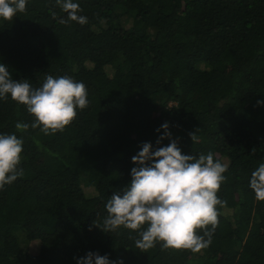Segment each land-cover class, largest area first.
<instances>
[{"label":"trees","instance_id":"16d2710c","mask_svg":"<svg viewBox=\"0 0 264 264\" xmlns=\"http://www.w3.org/2000/svg\"><path fill=\"white\" fill-rule=\"evenodd\" d=\"M73 2L86 24H61L56 0H27L0 20V64L13 80L38 88L69 76L88 93V107L50 135L0 99V134L23 141V175L0 189V264H77L89 252L112 264H264V201L249 187L264 163V0ZM165 123L182 154L211 152L227 168L217 193L226 203L200 252L159 243L141 252L136 231L103 232L105 205L130 184L141 145L170 143H156Z\"/></svg>","mask_w":264,"mask_h":264},{"label":"clouds","instance_id":"9594fccd","mask_svg":"<svg viewBox=\"0 0 264 264\" xmlns=\"http://www.w3.org/2000/svg\"><path fill=\"white\" fill-rule=\"evenodd\" d=\"M26 4L27 0H0V20L12 21L17 13L26 11ZM56 4L67 14L60 19L61 24L87 23V17L78 14L82 11L78 3L56 0ZM52 15L55 19L56 13ZM87 95L86 85L69 76L47 75L42 86L33 88L27 80H13L7 67L0 64V99L10 97L16 104L25 106L34 117L31 128H39L45 135L62 132L69 126L76 118L77 109L88 107ZM260 105H264V100L257 101V106ZM15 128L27 131L29 124L18 122ZM168 128L167 123L162 125L164 135L156 141L159 145L169 139L166 147L153 151L150 143H144L132 157L137 167L131 169V182L123 194L114 193L107 201L103 232H115L121 227L136 231L139 238L135 246L141 252H147L157 243L163 249L200 252L211 243L209 226L214 230L219 223L217 206L226 203L217 193L227 168L214 160L211 152L198 157L182 154ZM197 131L189 133L192 143L199 140ZM22 144L15 134H0V189L23 175L22 169L17 171ZM249 187L256 200L264 201V163L251 173ZM145 225L146 229L141 231ZM93 226L97 227L94 221ZM77 264L112 262L107 255L89 252Z\"/></svg>","mask_w":264,"mask_h":264},{"label":"rangeland","instance_id":"374dc122","mask_svg":"<svg viewBox=\"0 0 264 264\" xmlns=\"http://www.w3.org/2000/svg\"><path fill=\"white\" fill-rule=\"evenodd\" d=\"M21 244H22V247L24 248L25 247V244L21 241Z\"/></svg>","mask_w":264,"mask_h":264}]
</instances>
